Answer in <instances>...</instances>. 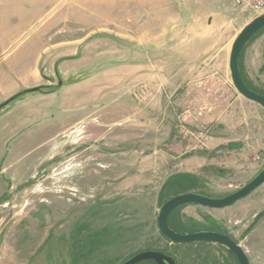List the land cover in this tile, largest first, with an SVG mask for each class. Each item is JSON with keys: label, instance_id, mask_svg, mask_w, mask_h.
Segmentation results:
<instances>
[{"label": "rangeland", "instance_id": "374dc122", "mask_svg": "<svg viewBox=\"0 0 264 264\" xmlns=\"http://www.w3.org/2000/svg\"><path fill=\"white\" fill-rule=\"evenodd\" d=\"M254 18L231 0H0V68L32 54L45 83L0 101V264H121L145 250L239 264L216 243H170L157 216L174 174L223 197L264 168V107L229 69ZM242 63L264 90V32ZM176 216L264 264V184Z\"/></svg>", "mask_w": 264, "mask_h": 264}, {"label": "water", "instance_id": "95a60500", "mask_svg": "<svg viewBox=\"0 0 264 264\" xmlns=\"http://www.w3.org/2000/svg\"><path fill=\"white\" fill-rule=\"evenodd\" d=\"M262 29H264V13L248 23L234 41L229 57V69L237 91L248 100L256 102L264 107V94L254 90L246 83L241 69L242 54L246 45ZM61 82L62 81L60 80V83ZM38 89L39 87L26 89L9 99V101L13 100L20 94L28 91H36ZM263 184L264 168L247 184L223 197H211L198 192L177 194L161 205L157 216L159 230L164 236L169 238L173 244L193 243L198 241L216 243L226 247L236 257L239 264H250L249 257L244 247L230 235L213 230L178 232L170 226L169 219L176 209L189 204H198L203 207L214 209L230 207L251 194ZM146 260L153 261L155 264H178L175 257L157 250H145L139 252L121 264H139Z\"/></svg>", "mask_w": 264, "mask_h": 264}, {"label": "crops", "instance_id": "0c3cea01", "mask_svg": "<svg viewBox=\"0 0 264 264\" xmlns=\"http://www.w3.org/2000/svg\"><path fill=\"white\" fill-rule=\"evenodd\" d=\"M35 58L32 54L24 57L22 52L11 61L12 66L0 68V101L28 88L44 86V77Z\"/></svg>", "mask_w": 264, "mask_h": 264}, {"label": "trees", "instance_id": "16d2710c", "mask_svg": "<svg viewBox=\"0 0 264 264\" xmlns=\"http://www.w3.org/2000/svg\"><path fill=\"white\" fill-rule=\"evenodd\" d=\"M263 32H264V29H262L257 35H255L248 44H250L254 39H256L258 36H260ZM247 45H246V47H247ZM243 54H244V51H243ZM243 54H242V58H243ZM241 69H242L243 77H244L246 83L251 87V84L248 82L246 75L244 73L242 60H241ZM263 69H264V65H263ZM253 89L264 94V90L255 89V88H253ZM199 182H200L199 177L194 175V174H191V173H177V174L170 176L162 187V190L160 193V200L162 201L161 203L164 204L171 197H173L177 194L185 193V192H198V193L206 195L205 194L206 192L201 189V187H200L201 185ZM183 207L176 209L171 214L170 219H169L170 226L178 232H182V231L193 232V231H195L194 227L190 228L188 226H185L181 222L180 218H178L176 216V213L180 209H182ZM205 230H208V229H205ZM133 255H135V254H133ZM235 259H236V257H235ZM145 264H155V263L153 261L149 260V261L145 262Z\"/></svg>", "mask_w": 264, "mask_h": 264}, {"label": "built area", "instance_id": "2783aa9c", "mask_svg": "<svg viewBox=\"0 0 264 264\" xmlns=\"http://www.w3.org/2000/svg\"><path fill=\"white\" fill-rule=\"evenodd\" d=\"M236 9L257 17L264 13V0H231Z\"/></svg>", "mask_w": 264, "mask_h": 264}, {"label": "flooded vegetation", "instance_id": "af4514ba", "mask_svg": "<svg viewBox=\"0 0 264 264\" xmlns=\"http://www.w3.org/2000/svg\"><path fill=\"white\" fill-rule=\"evenodd\" d=\"M185 193H187V192H185ZM201 206V205H200ZM185 207V206H184ZM195 229V231H201V230H205L206 228H200V229H197V228H194ZM213 231H215V230H213ZM164 236V235H163ZM164 237H166V236H164ZM167 238V237H166ZM169 241H170V243H172L171 242V240L169 239V238H167ZM173 244V243H172ZM147 261H149V260H146V261H143V262H141V264L142 263H145V262H147ZM178 262V261H177ZM140 264V263H139Z\"/></svg>", "mask_w": 264, "mask_h": 264}]
</instances>
